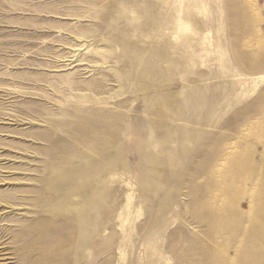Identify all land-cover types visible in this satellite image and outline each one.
<instances>
[{"label": "rangeland", "instance_id": "374dc122", "mask_svg": "<svg viewBox=\"0 0 264 264\" xmlns=\"http://www.w3.org/2000/svg\"><path fill=\"white\" fill-rule=\"evenodd\" d=\"M0 237L12 264H264V0H0Z\"/></svg>", "mask_w": 264, "mask_h": 264}, {"label": "bare ground", "instance_id": "6f19581e", "mask_svg": "<svg viewBox=\"0 0 264 264\" xmlns=\"http://www.w3.org/2000/svg\"><path fill=\"white\" fill-rule=\"evenodd\" d=\"M39 228H41V226H39L37 228H34V229H30V227L27 226L26 229L22 230V232H23L24 236L30 237L32 239L36 238L37 234L42 235L43 242H44V240L45 241L47 240V242L49 243V247H53L54 244L58 243V240H56V238H55V233L54 232L49 231V232H46V233H41L39 231ZM28 229H30V230H28ZM69 230H70V233H69L70 236L67 237V240H66L67 244H65L63 247H64V249L68 248L69 250L70 249L72 250L73 249L72 245L75 242V241L73 242V237H72L73 228L69 227ZM82 231H83L81 233L82 234V239L86 240L87 237L84 236V228H82ZM63 235H64V233H63ZM2 245L3 244L0 243V264H12L11 262H8V261L14 260L15 258H11V257L7 256L9 254L8 253H4L3 252L4 250H1L3 248V247H1ZM58 245H59V243L55 247H57ZM46 246H48V245H46ZM30 248H31V250H33L32 252H34V249L32 248V246ZM37 253L40 256L39 261H38L39 264H43V262H46L47 260L50 262V264H56L55 263V257L51 256V254L48 253V250L45 251L42 248H39V249H37ZM64 254H65V251H63L62 255H64ZM42 258H43V260H42Z\"/></svg>", "mask_w": 264, "mask_h": 264}]
</instances>
